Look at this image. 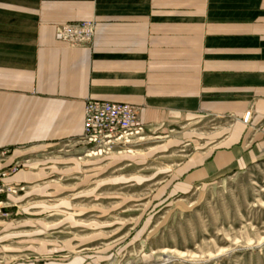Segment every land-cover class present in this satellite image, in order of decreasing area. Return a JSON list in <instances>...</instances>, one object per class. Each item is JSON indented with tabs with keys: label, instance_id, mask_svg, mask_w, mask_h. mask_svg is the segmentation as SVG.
Segmentation results:
<instances>
[{
	"label": "crops",
	"instance_id": "crops-1",
	"mask_svg": "<svg viewBox=\"0 0 264 264\" xmlns=\"http://www.w3.org/2000/svg\"><path fill=\"white\" fill-rule=\"evenodd\" d=\"M88 20L90 47L56 39L57 26ZM88 99L137 107L148 153L137 157L136 139L85 156ZM157 152L177 163L163 194L264 161V0H0V172L18 167L3 182L22 189L0 195V243L60 254L41 237L77 227L91 197L103 212L113 189L154 187L137 158Z\"/></svg>",
	"mask_w": 264,
	"mask_h": 264
},
{
	"label": "rangeland",
	"instance_id": "rangeland-1",
	"mask_svg": "<svg viewBox=\"0 0 264 264\" xmlns=\"http://www.w3.org/2000/svg\"><path fill=\"white\" fill-rule=\"evenodd\" d=\"M141 137L137 157L150 150L148 143L139 142ZM78 148L94 157L115 150L99 151L81 141ZM139 161L138 172L157 175L154 187L144 183L136 194L113 189L103 212L95 211L101 197H91L81 208L94 211L78 217L77 227L67 225L58 234L41 237L56 243L60 254L39 258L27 253L38 248L34 242L0 243V264H264V161L241 170L223 169L183 193L168 194L160 183L174 170L175 159L157 152L146 163ZM4 214L2 219L21 220L12 212ZM64 245L72 251L62 250ZM12 249L25 254L7 258Z\"/></svg>",
	"mask_w": 264,
	"mask_h": 264
},
{
	"label": "built area",
	"instance_id": "built-area-1",
	"mask_svg": "<svg viewBox=\"0 0 264 264\" xmlns=\"http://www.w3.org/2000/svg\"><path fill=\"white\" fill-rule=\"evenodd\" d=\"M96 22L93 20L69 23L56 27V39L74 47H90L95 37ZM251 119V112L243 117ZM146 132V125L140 123L139 109L123 104L88 99L85 103V126L81 142L110 151L115 146L131 144ZM18 167L0 172V195L16 194L22 190L7 185L3 180L17 172ZM6 215V214H4Z\"/></svg>",
	"mask_w": 264,
	"mask_h": 264
}]
</instances>
